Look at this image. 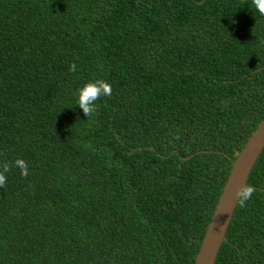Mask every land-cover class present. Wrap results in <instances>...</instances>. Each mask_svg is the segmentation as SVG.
Listing matches in <instances>:
<instances>
[{"label": "trees", "instance_id": "obj_1", "mask_svg": "<svg viewBox=\"0 0 264 264\" xmlns=\"http://www.w3.org/2000/svg\"><path fill=\"white\" fill-rule=\"evenodd\" d=\"M263 118L251 0H0V264H194ZM248 184L215 264H264V150Z\"/></svg>", "mask_w": 264, "mask_h": 264}, {"label": "water", "instance_id": "obj_2", "mask_svg": "<svg viewBox=\"0 0 264 264\" xmlns=\"http://www.w3.org/2000/svg\"><path fill=\"white\" fill-rule=\"evenodd\" d=\"M243 150L233 162L230 175L208 226L206 237L194 264H215L220 248L227 238L228 227L237 207V189L248 184L251 171L264 150V118Z\"/></svg>", "mask_w": 264, "mask_h": 264}, {"label": "clouds", "instance_id": "obj_3", "mask_svg": "<svg viewBox=\"0 0 264 264\" xmlns=\"http://www.w3.org/2000/svg\"><path fill=\"white\" fill-rule=\"evenodd\" d=\"M251 4L256 12L264 16V0H251ZM76 67V63L73 61L69 65V70L75 72ZM77 95V104L89 118L97 111V101L101 97H110L112 95V84L103 78L89 80L78 89ZM14 164L20 169V174L27 178L29 175L28 162L23 158H17ZM11 168L12 164L10 162L0 163V186H5L7 182L6 174L11 171ZM255 191L256 188L250 184L239 187L236 192L239 206H246L247 201L251 199Z\"/></svg>", "mask_w": 264, "mask_h": 264}]
</instances>
